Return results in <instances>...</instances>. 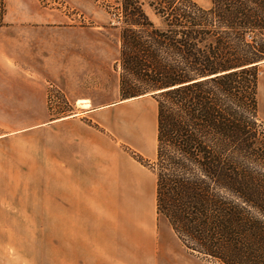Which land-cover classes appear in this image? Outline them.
Returning <instances> with one entry per match:
<instances>
[{"label": "trees", "instance_id": "trees-1", "mask_svg": "<svg viewBox=\"0 0 264 264\" xmlns=\"http://www.w3.org/2000/svg\"><path fill=\"white\" fill-rule=\"evenodd\" d=\"M120 2L122 93L158 106L156 160L134 155L156 174L159 215L195 252L264 264V173L246 164L260 138L264 0Z\"/></svg>", "mask_w": 264, "mask_h": 264}, {"label": "rangeland", "instance_id": "rangeland-1", "mask_svg": "<svg viewBox=\"0 0 264 264\" xmlns=\"http://www.w3.org/2000/svg\"><path fill=\"white\" fill-rule=\"evenodd\" d=\"M120 1L57 0L60 16L51 26L0 21V72H11L0 73V264L71 261V226L58 221L55 213L62 210L53 207L58 194L54 198L50 120L59 115L54 106L61 110L69 106L64 92L53 85L52 72L61 66L53 60L70 57L64 66L83 73L87 87L105 85L109 93L119 85L126 98L119 61ZM196 1L204 7L213 5L212 0ZM2 2L16 4L0 0L2 11L10 7L4 8ZM148 12L159 22L150 8ZM253 65L259 74L260 138L251 150L257 158L246 164L254 173H264V58ZM147 94L157 104L152 93ZM159 222L167 245L162 264H222L188 248L164 216L159 215Z\"/></svg>", "mask_w": 264, "mask_h": 264}, {"label": "crops", "instance_id": "crops-1", "mask_svg": "<svg viewBox=\"0 0 264 264\" xmlns=\"http://www.w3.org/2000/svg\"><path fill=\"white\" fill-rule=\"evenodd\" d=\"M13 1L0 8V21L51 26L59 19L57 0ZM53 61L61 63L53 85L69 104L54 106L59 115L50 120L53 207L74 244L68 264H162L157 177L134 155L157 156L156 102L149 94L123 99L119 85L109 93L105 85L87 87L83 73L64 66L70 57Z\"/></svg>", "mask_w": 264, "mask_h": 264}]
</instances>
